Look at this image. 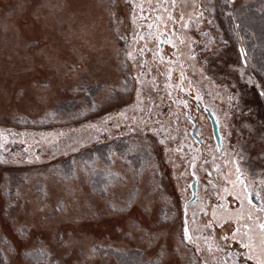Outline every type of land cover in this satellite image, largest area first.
<instances>
[{"label":"rangeland","instance_id":"obj_1","mask_svg":"<svg viewBox=\"0 0 264 264\" xmlns=\"http://www.w3.org/2000/svg\"><path fill=\"white\" fill-rule=\"evenodd\" d=\"M141 1L0 0V264H33L36 248L47 253L34 260L39 264H120L107 248L143 249L158 264H227L222 251L210 261L205 186L186 221L184 206L193 157L195 171L210 166L219 174L220 190L226 179L206 105L223 150L264 193V99L227 22L228 9L243 0H158L168 5H160L164 25ZM182 14L189 28L182 29ZM173 32L175 48L167 42ZM191 118L202 145L191 135ZM12 132L29 141L27 156L8 150ZM118 135L151 158L136 168L115 153L111 166L121 181L104 194L74 157L73 176L63 177L66 157ZM209 194L216 201L217 188ZM223 231L216 233L220 246Z\"/></svg>","mask_w":264,"mask_h":264},{"label":"trees","instance_id":"obj_2","mask_svg":"<svg viewBox=\"0 0 264 264\" xmlns=\"http://www.w3.org/2000/svg\"><path fill=\"white\" fill-rule=\"evenodd\" d=\"M201 1L199 0L200 3ZM228 10L230 12L227 15V22L235 32L237 39L240 40V47L245 49V66L252 67L255 80L259 84V95L264 99V95H261L264 92V0H243L242 2L234 3L231 10ZM186 28L189 27L187 26ZM15 134V132H12V135L7 139L9 144V147L7 146L8 150L12 152L13 149L18 148L20 152L25 154L24 156H27L31 150L29 141L24 136L23 138L16 137ZM17 143L19 146L16 145ZM133 147H136V145L131 142V139L122 135H118L108 142L88 145L81 149L80 152H77L75 156H69L63 160V171H61V174L65 178L73 176V160L76 158L88 166V180L92 189L100 194H104L109 186L121 181L118 178L117 172L111 166L112 157L115 153L131 158V161L136 163V168H139V163L142 165L146 160L148 161V158H151L148 152L144 150L137 149L133 153ZM14 187L12 191L15 190ZM106 250L111 252L119 260L120 264L159 263L157 257L145 258L143 249L139 248H107ZM45 251V249L40 248L34 249L29 254L33 259L32 263L39 264L38 262H34L39 256L42 260H45L47 258Z\"/></svg>","mask_w":264,"mask_h":264},{"label":"flooded vegetation","instance_id":"obj_3","mask_svg":"<svg viewBox=\"0 0 264 264\" xmlns=\"http://www.w3.org/2000/svg\"><path fill=\"white\" fill-rule=\"evenodd\" d=\"M143 2H150V6L153 10H155V13L153 16L155 19L159 21L161 25H164L165 23V14L162 12L160 5L164 9H167L166 2H162L161 4L158 2V0H142ZM154 2V4H152ZM168 2V1H167ZM152 4V5H151ZM173 19V15H172ZM161 47H158V53L160 54L162 51V47H164V44H161ZM177 64V62H176ZM198 108H200L199 105H197ZM207 106V105H206ZM204 106L203 108L207 112V108ZM210 109V108H209ZM211 110V109H210ZM212 112V111H211ZM213 113V112H212ZM214 114V113H213ZM208 115V112H207ZM210 122H211V127H212V135L214 142L216 144L217 151L219 153V156L222 158L225 157L227 159V168L225 169V180L224 183L221 184L222 188L221 190L219 189V185L217 183L218 181V176L219 174L216 173L214 176V172L212 169H210V166H206L205 171L200 170V171H195L193 168V162L190 164V173H192V180L189 182V188L191 182L195 181L196 182V196L194 199H191L192 197V190L190 188V198L187 201V205L184 206V219L185 221L188 218L189 213V206L191 204H195L197 210L199 205H201V200L199 201L200 194L199 192L202 190V187H204V192L206 194L205 198V209H206V214L209 215L208 218V223H207V228H206V234L209 236V239L207 240V244L210 247V261L216 263V255L215 252L222 251L224 253V261L227 264H256V261L254 259H251L245 255V253L248 252V249L245 248L243 245L247 241V237L244 235L246 232L249 231L248 228L245 227V225H250L253 220L256 219H261L264 221V213H260L258 211L260 205L262 202H264V193L263 191L260 190L259 188L256 187L254 188L252 185L248 183V177L246 176L245 172L240 173V164L234 160L231 159V156L229 158V153L225 152L223 150V135L220 132L221 136V147L219 148L218 144L215 141V136L213 133V125L210 116L208 115ZM215 117V116H214ZM216 119V118H215ZM191 120L195 123V127L193 129H197L196 132L198 134L199 130V125L197 121L193 118ZM192 129V130H193ZM191 130V135L193 139L198 143L199 145L203 144V138L200 136V141H198L195 136L193 135ZM220 130V129H219ZM225 153V155H224ZM229 158V159H228ZM223 160V159H222ZM236 166V171L237 167L239 168V175L240 177V183L241 185H236L233 184L231 181L232 178L230 177L229 174V162L233 163ZM195 173V174H193ZM204 173V174H203ZM237 175L235 176V180L237 178ZM205 176V178H204ZM203 181H206V183H202ZM241 187V188H240ZM217 188V194L220 191V193L215 195L214 197L216 198V201L212 200V197L210 196L209 193L212 194L213 189ZM236 189L237 191L239 189L242 190V192H246L247 195L245 196L244 199V204H243V212L240 211L241 209V201L238 198L237 195L234 193H230L229 189ZM227 189V191H225ZM256 193H260V197L257 198ZM220 195V196H219ZM217 196V197H216ZM219 196V197H218ZM214 201V202H213ZM249 201H251V204H249ZM255 205L257 211L253 212L252 214H249V208ZM185 207L187 208V211H185ZM215 210L216 215L213 216V211ZM196 215V214H195ZM187 224V222H186ZM188 228V225H187ZM221 229H224V231L221 233V236L223 237V243L221 246L219 243L216 241V233H218ZM235 235V239L233 236ZM228 241V242H227ZM231 242V243H230ZM240 243L242 245V249H236L235 252H233L230 247L234 245V243Z\"/></svg>","mask_w":264,"mask_h":264},{"label":"snow or ice","instance_id":"obj_4","mask_svg":"<svg viewBox=\"0 0 264 264\" xmlns=\"http://www.w3.org/2000/svg\"><path fill=\"white\" fill-rule=\"evenodd\" d=\"M170 3H175V0H170ZM195 15L199 16L201 15L199 12H196ZM133 18H135L133 16ZM184 17L183 14L181 15V27L182 28H186L188 25L187 23H183ZM149 29L152 28V25L149 24L148 25ZM151 33H149L150 35ZM176 34L173 32L170 34L169 38H168V43L172 44V46L175 48L177 46V39L175 38ZM133 39L135 40V37H133ZM159 39V38H158ZM180 43H183V41H179ZM142 51V50H141ZM240 51V55L241 57H244L245 55V49L243 47H241L239 49ZM129 56H131V53L128 54ZM188 55L190 56V58H194L195 57V52L192 51L189 48V52ZM163 59V57L161 58ZM170 63H172V61H170ZM241 72V76H243V68L240 69ZM180 73H181V82H183L184 80V73H183V68L181 67L180 69ZM168 75H171V70L169 69ZM171 87V86H169ZM185 91L187 89H184ZM139 95V94H138ZM261 95H264V92L261 93ZM197 99H200L199 93H197ZM186 103V102H185ZM193 168L195 167V157H193ZM237 173H239V168L237 167ZM195 174V173H193ZM240 181V177L239 175H237L236 180L231 181L233 184H236L237 182ZM225 191H227V189H225ZM235 195L238 196V198L241 201V209L240 211L243 212V204H244V199L245 196L247 195L246 192H240V193H234ZM257 198L260 197V193H256ZM249 204H251V201H249ZM187 205V201L185 202V206ZM113 207H115V205H113ZM185 211H187V208L185 207ZM257 211L256 206L252 205L249 208V214H252L253 212ZM258 211L260 213H264V202L261 203ZM215 210L213 211V216H215ZM246 228L249 229L248 232H246L244 235L247 237V241L244 243V247L248 249V252L245 253V255L251 259H254L256 261V264H264V221H262L261 219H256L253 220L252 223L250 225H245ZM184 239L188 240L190 239V235H189V231L187 228V225H185L184 227V233H183ZM233 238L235 239V235L233 236Z\"/></svg>","mask_w":264,"mask_h":264},{"label":"water","instance_id":"obj_5","mask_svg":"<svg viewBox=\"0 0 264 264\" xmlns=\"http://www.w3.org/2000/svg\"><path fill=\"white\" fill-rule=\"evenodd\" d=\"M241 48V47H240ZM242 60H243V63L246 64V59L245 57H242ZM207 112H208V115L210 116L211 118V121H212V125H213V133H214V136H215V141L216 143L218 144L219 148L221 147V136H220V131H219V126H218V123L214 117V114L211 112V110L209 108H207ZM197 129H193L192 130V133L193 135L195 136V138L200 141V136L197 134L196 132ZM190 188L192 190V197L191 199H194L195 196H196V182L193 181L191 182L190 184Z\"/></svg>","mask_w":264,"mask_h":264},{"label":"bare ground","instance_id":"obj_6","mask_svg":"<svg viewBox=\"0 0 264 264\" xmlns=\"http://www.w3.org/2000/svg\"><path fill=\"white\" fill-rule=\"evenodd\" d=\"M32 21H33L32 23L34 25V28L39 27V28H42L43 29L44 21L39 20V18L38 19H35L33 17H32ZM21 32H22V34H24L23 31H21Z\"/></svg>","mask_w":264,"mask_h":264}]
</instances>
